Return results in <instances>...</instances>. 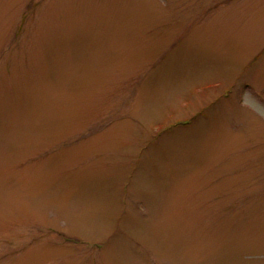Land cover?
I'll return each mask as SVG.
<instances>
[{
    "label": "rangeland",
    "instance_id": "obj_1",
    "mask_svg": "<svg viewBox=\"0 0 264 264\" xmlns=\"http://www.w3.org/2000/svg\"><path fill=\"white\" fill-rule=\"evenodd\" d=\"M0 264H264V0H0Z\"/></svg>",
    "mask_w": 264,
    "mask_h": 264
}]
</instances>
